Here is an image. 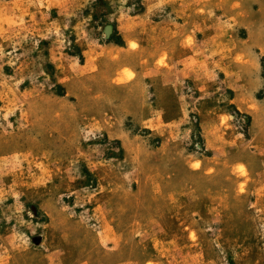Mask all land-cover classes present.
Masks as SVG:
<instances>
[{
	"label": "rangeland",
	"instance_id": "rangeland-1",
	"mask_svg": "<svg viewBox=\"0 0 264 264\" xmlns=\"http://www.w3.org/2000/svg\"><path fill=\"white\" fill-rule=\"evenodd\" d=\"M251 47L264 0H0V264H264Z\"/></svg>",
	"mask_w": 264,
	"mask_h": 264
},
{
	"label": "crops",
	"instance_id": "crops-1",
	"mask_svg": "<svg viewBox=\"0 0 264 264\" xmlns=\"http://www.w3.org/2000/svg\"><path fill=\"white\" fill-rule=\"evenodd\" d=\"M250 53V56L252 58L253 61V65L256 68H259L260 70H262L263 66H262V58L264 57V48L262 49H258V50H254L252 47L247 50ZM264 87V81L260 80L258 83V88L257 90H261ZM240 100V99H238ZM241 107L243 108V110H246L247 107H251V106H247L245 104L242 103L241 101Z\"/></svg>",
	"mask_w": 264,
	"mask_h": 264
},
{
	"label": "bare ground",
	"instance_id": "bare-ground-1",
	"mask_svg": "<svg viewBox=\"0 0 264 264\" xmlns=\"http://www.w3.org/2000/svg\"><path fill=\"white\" fill-rule=\"evenodd\" d=\"M238 103L240 104V106H241V102L238 100ZM248 112H251V113H253L254 112V109L253 108H251V107H249V108H247L246 109Z\"/></svg>",
	"mask_w": 264,
	"mask_h": 264
},
{
	"label": "trees",
	"instance_id": "trees-1",
	"mask_svg": "<svg viewBox=\"0 0 264 264\" xmlns=\"http://www.w3.org/2000/svg\"><path fill=\"white\" fill-rule=\"evenodd\" d=\"M263 61H264V58H263Z\"/></svg>",
	"mask_w": 264,
	"mask_h": 264
}]
</instances>
